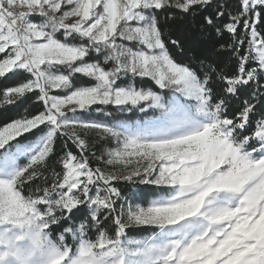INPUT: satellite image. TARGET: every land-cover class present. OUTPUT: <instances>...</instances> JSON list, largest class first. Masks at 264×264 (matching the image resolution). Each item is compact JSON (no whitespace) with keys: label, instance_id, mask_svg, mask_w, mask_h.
<instances>
[{"label":"snow or ice","instance_id":"1","mask_svg":"<svg viewBox=\"0 0 264 264\" xmlns=\"http://www.w3.org/2000/svg\"><path fill=\"white\" fill-rule=\"evenodd\" d=\"M12 107L0 264H264V0H0Z\"/></svg>","mask_w":264,"mask_h":264},{"label":"trees","instance_id":"2","mask_svg":"<svg viewBox=\"0 0 264 264\" xmlns=\"http://www.w3.org/2000/svg\"><path fill=\"white\" fill-rule=\"evenodd\" d=\"M15 80H16V78H12V79L6 81V83L8 85H11V84L15 83ZM21 110H22L21 108L12 107L11 109H9L6 112L5 111H0V122H3L6 119H10V118H13V117L17 116L20 113ZM33 110H35V109H33ZM84 118L85 119H100L101 117L97 113H92L91 115H85ZM59 148H60V142L58 141L57 142V149L59 150ZM146 234L147 233L143 232V231H136V232H130L129 233V235H136V236H143V235H146Z\"/></svg>","mask_w":264,"mask_h":264}]
</instances>
